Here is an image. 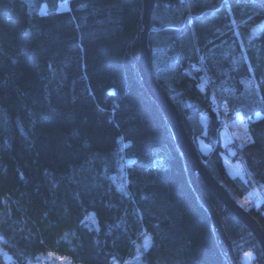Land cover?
<instances>
[{"label":"trees","instance_id":"trees-1","mask_svg":"<svg viewBox=\"0 0 264 264\" xmlns=\"http://www.w3.org/2000/svg\"><path fill=\"white\" fill-rule=\"evenodd\" d=\"M142 18L143 0H0V264H231L140 78ZM148 47L201 162L264 234L263 200L242 203L264 189V0H154ZM215 93L247 122L229 154L244 180L225 169ZM196 180L238 264H264Z\"/></svg>","mask_w":264,"mask_h":264},{"label":"water","instance_id":"water-1","mask_svg":"<svg viewBox=\"0 0 264 264\" xmlns=\"http://www.w3.org/2000/svg\"><path fill=\"white\" fill-rule=\"evenodd\" d=\"M153 6L154 0H143V31L140 37V48L138 56V72L142 83L148 94L156 102L167 120V123L173 135V139L180 154L183 157L189 181L193 186L195 192L197 193L199 200L207 208L213 226L226 246L230 263L238 264V261L233 254L229 241L226 239L223 233L222 225L217 213L213 209L208 198L205 196V194L197 184V176L207 185V187L213 192V194L219 198L227 211H229L231 214L239 218L243 223L247 225V227L254 234L261 246L264 261V234L261 231L258 223L245 209H243L238 203L231 199L224 188L220 184H218L207 171L205 165L201 162L199 156L197 155L191 139L184 129L176 108L173 106L171 100L167 97V95L155 81L151 66V52L148 47L149 21Z\"/></svg>","mask_w":264,"mask_h":264},{"label":"rangeland","instance_id":"rangeland-1","mask_svg":"<svg viewBox=\"0 0 264 264\" xmlns=\"http://www.w3.org/2000/svg\"><path fill=\"white\" fill-rule=\"evenodd\" d=\"M67 8V2H62L59 4L58 9L64 10ZM44 11V7H42L41 12ZM227 90L221 92V94L225 95ZM215 100V110L219 112L221 115L222 128L220 130V140L222 146L224 148L222 158L225 169L227 173L231 177H239L244 180L245 178V169L244 165L240 160H232L230 159L229 154L234 152L235 146L241 147L247 144L250 141V137L248 134V130L245 131V125L247 126V122L244 118H242L237 112H234L235 108H232L228 105L225 97H217L216 93ZM258 116V115H256ZM245 140L248 142L245 143ZM196 143L198 147V151L207 155L210 153L211 149L207 146L199 137L196 138ZM233 146V147H231ZM264 197V189L260 188L258 185L252 186L242 203L251 205L257 204ZM0 251V255H1ZM246 254H250V256H246ZM252 254L251 252H246L243 254L242 262L243 264H251ZM136 259H132L130 261L125 262L124 264H134ZM32 264H69L66 260L62 258H53L51 256L40 258L36 262Z\"/></svg>","mask_w":264,"mask_h":264},{"label":"snow or ice","instance_id":"snow-or-ice-1","mask_svg":"<svg viewBox=\"0 0 264 264\" xmlns=\"http://www.w3.org/2000/svg\"><path fill=\"white\" fill-rule=\"evenodd\" d=\"M249 70L251 71V69H249ZM109 94L111 95V94H113V93L110 92ZM257 115H259V113H258ZM245 131H247V126H246V125H245ZM247 142H248V141L245 140V143H247ZM233 154H234V153H233ZM149 239H150L149 237H146V238H145L144 247H145L146 250H147V248L150 246L149 243H148ZM246 256H250V254H246Z\"/></svg>","mask_w":264,"mask_h":264},{"label":"built area","instance_id":"built-area-1","mask_svg":"<svg viewBox=\"0 0 264 264\" xmlns=\"http://www.w3.org/2000/svg\"><path fill=\"white\" fill-rule=\"evenodd\" d=\"M196 68H198L197 66H196ZM200 68V67H199ZM201 69V68H200ZM214 100V103H216V100H215V98L213 99ZM215 105V104H214ZM260 187V186H259ZM261 188V187H260ZM263 201H264V197H263Z\"/></svg>","mask_w":264,"mask_h":264},{"label":"bare ground","instance_id":"bare-ground-1","mask_svg":"<svg viewBox=\"0 0 264 264\" xmlns=\"http://www.w3.org/2000/svg\"><path fill=\"white\" fill-rule=\"evenodd\" d=\"M263 200V199H262ZM264 202V201H263Z\"/></svg>","mask_w":264,"mask_h":264}]
</instances>
